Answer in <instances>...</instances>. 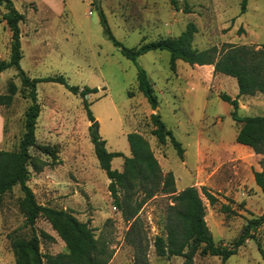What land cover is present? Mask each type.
I'll return each instance as SVG.
<instances>
[{
	"label": "rangeland",
	"instance_id": "1",
	"mask_svg": "<svg viewBox=\"0 0 264 264\" xmlns=\"http://www.w3.org/2000/svg\"><path fill=\"white\" fill-rule=\"evenodd\" d=\"M11 1L25 17L19 24L20 69L31 79L62 76L70 86L96 90L85 100L97 129L88 120L79 96L56 83L36 85L40 106L36 142L54 147L57 159L52 161L30 149L33 162H45L47 166L40 173L29 169L27 185L39 205L71 212L78 221L89 224L96 238L106 240L113 254L109 264H133L136 249L125 239L131 221L126 222L114 207L108 192L110 181L94 155L90 137L93 131L105 142L107 152L122 155L112 159V170H122L124 158L130 157L127 135L137 133L147 142L161 173L173 175L177 192L194 187L213 194L218 200L213 207L205 199L203 202L206 225L216 243L232 244L247 220L264 214V194L253 179V172L261 171L262 157L235 143L240 124L231 120L230 106L219 98L220 94L236 98L233 78L182 61H175L172 67L165 51L141 55L136 64L126 60L106 39L95 0ZM21 1L32 3L21 6ZM48 2L54 10L46 5ZM176 2L179 11L168 0H100V9L112 36L126 48L175 39L188 24L195 27L191 47L198 51L215 47L222 52L225 44H264V0H247L243 14L241 0ZM3 13L0 7V22ZM10 37L0 25L1 60L9 59ZM137 66L146 72L153 86L158 99L155 112L137 90ZM9 81L15 83L17 94L10 107H0V150L13 151L24 132V114L30 102L13 69L0 74V94L6 92ZM263 100L259 94L239 97L238 115H263ZM152 114H159L166 129L181 144L182 160L168 141L161 145L152 135ZM129 195L127 214L142 199L140 192ZM22 198L18 186L0 197V264H15L11 242L31 235L20 208ZM168 204V198L156 196L137 212L148 264H183L180 257H157L153 248L154 237L162 234ZM222 205L229 208L228 213L221 212ZM34 229L50 238L40 239L42 254L67 253L65 244L44 218L36 220ZM255 237L256 241L248 240L224 263L218 257L196 255L192 264H264V222Z\"/></svg>",
	"mask_w": 264,
	"mask_h": 264
},
{
	"label": "trees",
	"instance_id": "2",
	"mask_svg": "<svg viewBox=\"0 0 264 264\" xmlns=\"http://www.w3.org/2000/svg\"><path fill=\"white\" fill-rule=\"evenodd\" d=\"M168 2L174 10L179 11L176 0H168ZM246 5L247 0H241V14L245 13ZM0 7L4 9L1 21L5 23V27L11 34L9 59L8 61L0 59V74L8 69L15 70L22 88L27 92L25 99L30 102L24 114V132L17 148L13 151L0 150V197L10 193L14 187H19L23 195L20 208L25 218V225L31 231L29 239H16L11 242L15 264H109L113 254L106 240L96 238L89 224L78 221L71 212L39 205L27 185L30 178L29 169L34 173H40L47 166L45 162H41L40 165L33 162L29 154L30 149H36L52 161L57 159L54 147L39 145L36 142L35 129L40 114L36 85L56 83L72 95L79 96L91 123L94 122V118L85 97L95 93L96 90L70 86L62 76L44 79L29 78L19 67L22 59L19 24L25 21V17L14 8L11 0H0ZM183 11L187 13L186 9ZM98 17L100 25L104 28L106 39L118 49L123 58L134 64L141 55L148 52L165 51L170 55L172 67L175 61H182L189 66L200 68L212 66L214 74H221L236 81V98L232 99L225 94H220L219 98L230 106L231 120L240 124L235 143L249 148L254 154L262 157L261 171L253 172V179L255 185L264 194V114L255 117L238 115L239 97L259 94L264 99V44L258 46L225 44L222 52L215 47L198 51L191 47L193 34L196 32L195 27L188 24L185 31L175 39H159L140 43L138 47L126 48L112 36L102 12H99ZM136 85L138 92L146 99L150 110L155 112L158 108V99L146 72L139 66L136 67ZM16 94L15 83L9 81L6 92L0 94V107H10ZM150 121L153 126L152 135L157 142L163 145L168 141L178 158L182 160L184 150L172 133L166 129L159 114H152ZM90 137L99 168L110 181L108 192L113 205L120 210L126 222L131 221L125 239L136 249L133 264H148L146 249L142 245L144 238L140 231L137 212L142 205L156 196L169 199L163 219L162 234L156 235L153 239V248L157 257H180L183 259V264H192L194 257L199 255L200 257H218L224 263L248 240L256 241L255 232L263 224L264 214L259 218L247 220L241 234L232 244L223 245L214 242L205 222L206 206L203 199L210 207H213L218 202L217 198L205 189L198 191L194 187L177 192L173 175L161 173L157 160L141 135L137 133L127 135L130 157L124 158L120 172L111 169V161L122 155L107 152L105 142L96 132H91ZM119 192H122L123 199L120 198ZM137 192L141 193L142 199L137 202L134 210L127 214L125 205L129 204L131 199L129 194ZM221 212L228 213L229 208L222 205ZM39 217L44 218L57 233L66 246V254L52 256L40 252V239L50 238L43 232L36 233L34 225ZM258 249H260L259 244Z\"/></svg>",
	"mask_w": 264,
	"mask_h": 264
},
{
	"label": "crops",
	"instance_id": "3",
	"mask_svg": "<svg viewBox=\"0 0 264 264\" xmlns=\"http://www.w3.org/2000/svg\"><path fill=\"white\" fill-rule=\"evenodd\" d=\"M55 2H60L61 3V0H55ZM54 2V3H55ZM13 3V2H12ZM22 3H32V2H27V1H21V6H22ZM57 3V4H58ZM46 4V3H45ZM48 7H50V9H52V10H54L53 9V6L54 5H52V4H50L49 2L46 4ZM13 6H14V4H13ZM15 8V7H14ZM0 25L3 27V28H5V29H7L6 27H5V23L4 22H0ZM8 30V29H7ZM9 31V30H8ZM199 67V66H198ZM201 67H206V68H211L212 69V73H213V67L212 66H201ZM214 74V73H213ZM236 95H237V92H236ZM232 99H234V98H232ZM1 136H2V123H1V120H0V141H1ZM239 146V145H238ZM241 146V145H240ZM65 210V209H64ZM206 222V221H205Z\"/></svg>",
	"mask_w": 264,
	"mask_h": 264
},
{
	"label": "water",
	"instance_id": "4",
	"mask_svg": "<svg viewBox=\"0 0 264 264\" xmlns=\"http://www.w3.org/2000/svg\"><path fill=\"white\" fill-rule=\"evenodd\" d=\"M95 2H96L97 11L99 13V12H101V9H100V0H95ZM92 127L97 129V124L96 123H93Z\"/></svg>",
	"mask_w": 264,
	"mask_h": 264
}]
</instances>
